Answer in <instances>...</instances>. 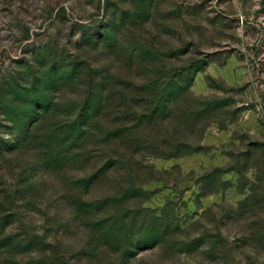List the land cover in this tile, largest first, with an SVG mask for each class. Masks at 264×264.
Masks as SVG:
<instances>
[{
    "label": "rangeland",
    "instance_id": "obj_1",
    "mask_svg": "<svg viewBox=\"0 0 264 264\" xmlns=\"http://www.w3.org/2000/svg\"><path fill=\"white\" fill-rule=\"evenodd\" d=\"M0 264H264V0H0Z\"/></svg>",
    "mask_w": 264,
    "mask_h": 264
},
{
    "label": "trees",
    "instance_id": "obj_2",
    "mask_svg": "<svg viewBox=\"0 0 264 264\" xmlns=\"http://www.w3.org/2000/svg\"><path fill=\"white\" fill-rule=\"evenodd\" d=\"M108 88H110V84L109 86H102V87H96L95 90L99 93V95L101 96V94H103L104 92L106 93L108 90ZM107 90V91H106ZM177 90H180L179 88H177ZM180 93V92H179ZM177 93V94H179ZM117 94V93H116ZM105 99V100H104ZM103 100H101V97L98 99V106H96L93 101L92 103L90 102L89 104H86L85 108H83V113L81 116H79V118H77L76 120H78L76 123L79 127L80 133L77 137V144H76V152L78 149H80V151L77 152V154H79L80 156H83L84 153L81 151V148L86 145V143L88 142V139L90 136H96V135H100V137L102 138V142H104L105 144H113L116 140H126L128 137H131V134H133V130H131L130 128H126L125 123L128 122V120L126 119L127 117H131L130 115H114V114H108L109 117H111V122L112 125L106 129V132L101 131L100 133H91V131L89 130V120L92 119V116L94 114V112L98 109V107L102 106V103L105 101L106 104V108H111L112 112H116V113H124V111L121 109V104H122V99L118 101L114 104L108 102V99L104 98ZM159 102H161V100H158ZM126 102V101H125ZM157 111H159L157 109ZM155 111V112H157ZM86 122L85 127L88 128L89 131H87L84 127V125L82 123ZM99 145V144H98ZM104 146V145H101ZM121 147H117V148H112L109 150V155L107 152H105V149H98L96 151V153L99 155V152H105L103 155L99 156L100 158L105 157L106 155L109 156V158L111 159L112 164H116L119 162V160L117 159L119 157V159H121L123 157L124 154V150L120 149ZM132 150H134L132 148ZM75 152V155H76ZM95 154V153H93ZM77 155V157L79 158L80 156ZM92 156H96V155H92ZM71 158H74V155L71 156ZM63 160V157L61 158ZM76 159V158H75ZM121 161V160H120ZM103 225L108 227L112 232L117 231L116 229H119V219L117 216H112L110 215V217L105 220H103ZM152 232L153 229L148 228V229H144L142 231V234H144L145 236L148 235L149 232ZM154 232V231H153Z\"/></svg>",
    "mask_w": 264,
    "mask_h": 264
}]
</instances>
